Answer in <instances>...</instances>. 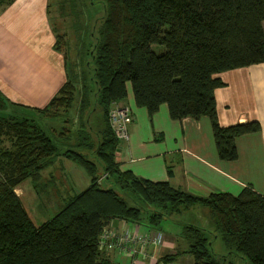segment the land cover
<instances>
[{
  "label": "trees",
  "instance_id": "obj_1",
  "mask_svg": "<svg viewBox=\"0 0 264 264\" xmlns=\"http://www.w3.org/2000/svg\"><path fill=\"white\" fill-rule=\"evenodd\" d=\"M11 1L0 0V6ZM71 1L75 5L78 0ZM103 1L105 14L93 31L81 33L92 74H78L80 116L89 107L92 92V109L99 106L105 115L97 143L85 119L78 132V150L62 151L35 112L27 115L0 95V264L108 262L98 241L112 219L156 228L163 219L197 204L210 208L215 233L231 251L264 264V194L247 185L239 193L217 191L203 196L168 180L122 169L116 160L120 140L109 121L112 103L127 97L130 81L136 103L151 114L166 102L172 118L208 115L220 157L236 159V138L260 130L261 124L258 120L220 123L215 88L225 82L215 74L264 62V0ZM88 35L95 37L91 44L85 42ZM56 38L55 47L62 49L64 34L56 33ZM152 43L166 48L156 52ZM64 54L67 79L48 104L34 109L40 114L56 115L75 99L76 76ZM90 79L97 85L95 91ZM82 147L92 150L96 160L79 150ZM60 154L85 167L91 182L53 217L36 224L16 187L26 178H40ZM103 178L108 185H103ZM182 233L189 246L167 254L168 261L187 251L194 264H231L211 250L206 227L188 222Z\"/></svg>",
  "mask_w": 264,
  "mask_h": 264
},
{
  "label": "crops",
  "instance_id": "obj_2",
  "mask_svg": "<svg viewBox=\"0 0 264 264\" xmlns=\"http://www.w3.org/2000/svg\"><path fill=\"white\" fill-rule=\"evenodd\" d=\"M56 40L49 0H12L0 6V95L21 111L40 114L34 109L48 104L67 79L64 50L55 47ZM215 75L225 82L215 88L220 123L258 120L261 124L260 130L236 138V159L220 157L208 115L172 118L166 102L151 114L146 106L136 103L128 81V95L118 102L130 105L134 119L130 138L120 141L116 153L120 167L152 180H168L203 196L217 191L239 193L247 185L264 194V62ZM55 177L52 174V179ZM16 192L26 207L20 184ZM28 212L36 224L51 218L40 215L37 219ZM110 224L119 230L126 226L159 230L122 218L112 219ZM163 234L159 246H149L152 255H140L134 261L129 254L105 250L109 261L97 264H194L193 255L187 251L183 253L186 258L180 253L168 261L167 254L184 248L169 233Z\"/></svg>",
  "mask_w": 264,
  "mask_h": 264
},
{
  "label": "rangeland",
  "instance_id": "obj_3",
  "mask_svg": "<svg viewBox=\"0 0 264 264\" xmlns=\"http://www.w3.org/2000/svg\"><path fill=\"white\" fill-rule=\"evenodd\" d=\"M50 17L56 33L64 34L61 47L69 59V70L74 71L77 81V91L75 99L68 109L61 107L56 115L34 114L30 110L23 109L27 115H35L38 121L44 126L47 132L54 134L60 150L65 151L68 148L78 150V132L82 122L88 119L91 126L92 138L95 143L101 138V130L105 125V115L99 106L92 109L94 93L91 94V103L82 116L79 114L81 95L78 92V74L85 72L90 77L93 68L89 65L91 56L86 53L81 39V33L86 29L87 34L93 31L94 25L100 21L105 14V4L103 0H78L72 3L71 0H49ZM95 41L93 35H88L85 42L91 44ZM91 46V45H90ZM152 49L156 52L165 50L162 43H152ZM88 64V65H87ZM88 84L93 91L96 90V83L90 79ZM132 88L131 82H129ZM92 109V110H91ZM87 126V127H88ZM89 158L95 159V153L87 148H80ZM101 175L104 171L99 168ZM52 174H55L52 179ZM103 185H108V181L103 178ZM62 181V182H61ZM91 182V175L85 167L77 161L62 154L57 157L55 164L42 170V176L36 180L31 177L26 178L20 183L23 193V201L32 215L36 218L40 215L53 217L70 200V195H74L85 189ZM41 211V213H40ZM38 219V218H37ZM43 220H37L41 223ZM196 223L206 227L211 240L210 248L218 256H222L227 263L231 264H255L251 259L244 257L237 251H231L226 245L220 234L214 230V221L210 208L207 205L197 204L184 208L182 212L174 214L173 217L165 218L161 224L154 229H159L163 233H169L171 237L184 249H187L189 243L183 236V226L185 223ZM182 255L186 258V254ZM186 264V261H184Z\"/></svg>",
  "mask_w": 264,
  "mask_h": 264
},
{
  "label": "built area",
  "instance_id": "obj_4",
  "mask_svg": "<svg viewBox=\"0 0 264 264\" xmlns=\"http://www.w3.org/2000/svg\"><path fill=\"white\" fill-rule=\"evenodd\" d=\"M134 119L132 108L129 104L114 101L109 110V121L115 136L120 140L130 138V125ZM164 239L160 230L155 232L143 231L137 227L126 226L122 230L110 223L104 227L99 236V247L102 250H116L129 254L136 261L140 255H152L149 246H159ZM171 264H176L171 262Z\"/></svg>",
  "mask_w": 264,
  "mask_h": 264
}]
</instances>
